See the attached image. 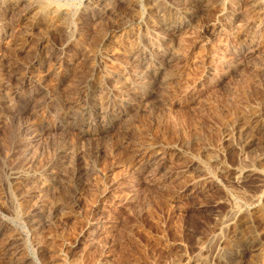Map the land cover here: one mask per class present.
Listing matches in <instances>:
<instances>
[{"label": "rangeland", "instance_id": "1", "mask_svg": "<svg viewBox=\"0 0 264 264\" xmlns=\"http://www.w3.org/2000/svg\"><path fill=\"white\" fill-rule=\"evenodd\" d=\"M0 264H264V0H0Z\"/></svg>", "mask_w": 264, "mask_h": 264}, {"label": "bare ground", "instance_id": "2", "mask_svg": "<svg viewBox=\"0 0 264 264\" xmlns=\"http://www.w3.org/2000/svg\"><path fill=\"white\" fill-rule=\"evenodd\" d=\"M65 16H66V15H65ZM63 18H64V17H63ZM65 18H66V17H65ZM61 21H62V20H61ZM60 23H61V22H60ZM66 23H67V22H66ZM66 23H65V24H66ZM62 24H63V23H61V25H62ZM63 25H64V24H63ZM66 26H67V24H66ZM66 29H67V27L65 28V30H66ZM106 41H107V40L105 39V41H102V42L105 44ZM112 43H113V42H112ZM109 45H112V44H110V42H109ZM150 75H151V74H150ZM92 108H93V107H92ZM99 108H100V107H99ZM99 108H98V110H100ZM87 111H88V110H87ZM114 119H115V118H114ZM111 121H112V120H111ZM259 123H260V122H257V125H258ZM96 233H97V230H95L94 235H95Z\"/></svg>", "mask_w": 264, "mask_h": 264}]
</instances>
